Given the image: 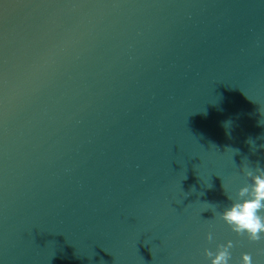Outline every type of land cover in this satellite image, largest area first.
Masks as SVG:
<instances>
[{
    "label": "water",
    "instance_id": "water-1",
    "mask_svg": "<svg viewBox=\"0 0 264 264\" xmlns=\"http://www.w3.org/2000/svg\"><path fill=\"white\" fill-rule=\"evenodd\" d=\"M262 173L264 0H0V264H264Z\"/></svg>",
    "mask_w": 264,
    "mask_h": 264
},
{
    "label": "clouds",
    "instance_id": "clouds-1",
    "mask_svg": "<svg viewBox=\"0 0 264 264\" xmlns=\"http://www.w3.org/2000/svg\"><path fill=\"white\" fill-rule=\"evenodd\" d=\"M239 195L246 198L226 210L223 219L238 234H246L250 241L264 240V216L260 214V211L264 210V173L255 176L251 188L241 189ZM207 254L211 264H231L232 257L228 248L221 246L215 254ZM238 264H253L252 255L242 253Z\"/></svg>",
    "mask_w": 264,
    "mask_h": 264
}]
</instances>
